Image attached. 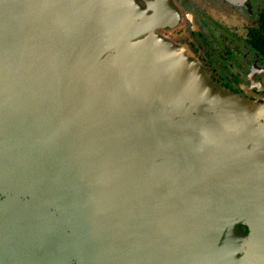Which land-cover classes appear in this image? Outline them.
Returning <instances> with one entry per match:
<instances>
[{
	"label": "water",
	"instance_id": "water-1",
	"mask_svg": "<svg viewBox=\"0 0 264 264\" xmlns=\"http://www.w3.org/2000/svg\"><path fill=\"white\" fill-rule=\"evenodd\" d=\"M147 3L0 0V264H264V103Z\"/></svg>",
	"mask_w": 264,
	"mask_h": 264
},
{
	"label": "flooded vegetation",
	"instance_id": "flooded-vegetation-1",
	"mask_svg": "<svg viewBox=\"0 0 264 264\" xmlns=\"http://www.w3.org/2000/svg\"><path fill=\"white\" fill-rule=\"evenodd\" d=\"M139 1L150 9L149 0ZM172 4L169 23L161 31L192 54L224 89L264 103V0H248L246 7L235 5V0Z\"/></svg>",
	"mask_w": 264,
	"mask_h": 264
},
{
	"label": "rangeland",
	"instance_id": "rangeland-1",
	"mask_svg": "<svg viewBox=\"0 0 264 264\" xmlns=\"http://www.w3.org/2000/svg\"><path fill=\"white\" fill-rule=\"evenodd\" d=\"M247 1L248 0H235V5H238V6H243V7H246L247 6ZM146 9V8H145ZM150 11V9H147ZM151 12V11H150ZM161 34L166 37L167 39H170L172 42L173 40L169 37H167L162 31H161ZM199 65L202 67V65L199 63ZM202 69L204 70V68L202 67ZM208 74V73H207ZM209 75V74H208Z\"/></svg>",
	"mask_w": 264,
	"mask_h": 264
}]
</instances>
